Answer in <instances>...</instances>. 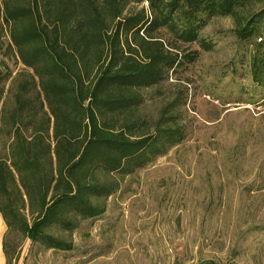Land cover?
I'll use <instances>...</instances> for the list:
<instances>
[{
  "label": "trees",
  "instance_id": "obj_1",
  "mask_svg": "<svg viewBox=\"0 0 264 264\" xmlns=\"http://www.w3.org/2000/svg\"><path fill=\"white\" fill-rule=\"evenodd\" d=\"M141 2L147 7L123 14L127 4ZM1 8L21 62L38 77V109L22 94L30 86L24 81L15 93L9 141L0 146L4 264H11L8 234L70 250L73 229L104 212L126 175L181 141L171 127L134 132L138 90L196 58V51L181 54L156 31L191 43L211 17H231L230 31L251 47L252 80L264 88V0H2ZM51 116L63 126L51 128Z\"/></svg>",
  "mask_w": 264,
  "mask_h": 264
},
{
  "label": "rangeland",
  "instance_id": "obj_2",
  "mask_svg": "<svg viewBox=\"0 0 264 264\" xmlns=\"http://www.w3.org/2000/svg\"><path fill=\"white\" fill-rule=\"evenodd\" d=\"M1 1L0 146L9 141L24 81L30 86L22 94L38 109V77L11 42ZM146 7L130 3L123 14ZM233 26L231 17L213 16L191 43H175L165 29L154 33L181 54L196 51V58L138 90L134 132L171 127L181 141L165 142L164 153L126 175L104 212L73 229L70 250L8 234L11 264H264V88L253 82L251 47L238 42ZM50 126L63 125L51 116Z\"/></svg>",
  "mask_w": 264,
  "mask_h": 264
},
{
  "label": "crops",
  "instance_id": "obj_3",
  "mask_svg": "<svg viewBox=\"0 0 264 264\" xmlns=\"http://www.w3.org/2000/svg\"><path fill=\"white\" fill-rule=\"evenodd\" d=\"M6 228H7V226H6L5 220H4L3 216H2V214L0 213V247H1V249H0V264H4V262H5V258H3V255L1 253V250H2L1 241H2L3 234H4L5 230H6Z\"/></svg>",
  "mask_w": 264,
  "mask_h": 264
}]
</instances>
